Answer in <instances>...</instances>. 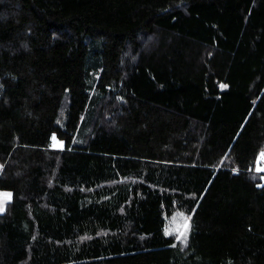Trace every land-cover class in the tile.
I'll return each mask as SVG.
<instances>
[{
	"label": "trees",
	"instance_id": "trees-1",
	"mask_svg": "<svg viewBox=\"0 0 264 264\" xmlns=\"http://www.w3.org/2000/svg\"><path fill=\"white\" fill-rule=\"evenodd\" d=\"M263 152L264 0H0V264H264Z\"/></svg>",
	"mask_w": 264,
	"mask_h": 264
},
{
	"label": "rangeland",
	"instance_id": "rangeland-1",
	"mask_svg": "<svg viewBox=\"0 0 264 264\" xmlns=\"http://www.w3.org/2000/svg\"><path fill=\"white\" fill-rule=\"evenodd\" d=\"M53 137H55V139H53ZM51 146L53 148H62L63 141L56 136H52ZM262 154H264V152ZM262 154L259 156L256 166L252 171L259 173L264 172L258 170L264 169V158H262ZM11 196V191L0 189V212L5 210L6 204L11 199ZM186 218L187 217L182 212H174L167 216L166 229L169 231V236L175 239L182 235L184 220H186Z\"/></svg>",
	"mask_w": 264,
	"mask_h": 264
},
{
	"label": "snow or ice",
	"instance_id": "snow-or-ice-1",
	"mask_svg": "<svg viewBox=\"0 0 264 264\" xmlns=\"http://www.w3.org/2000/svg\"><path fill=\"white\" fill-rule=\"evenodd\" d=\"M53 139H55V137H53ZM262 158H264V154H262ZM258 170L264 171V169H258ZM185 227H187L186 224H185ZM182 235H183V233H182Z\"/></svg>",
	"mask_w": 264,
	"mask_h": 264
},
{
	"label": "water",
	"instance_id": "water-1",
	"mask_svg": "<svg viewBox=\"0 0 264 264\" xmlns=\"http://www.w3.org/2000/svg\"><path fill=\"white\" fill-rule=\"evenodd\" d=\"M185 215V214H184ZM186 216V215H185ZM187 217V216H186ZM167 234L169 235V231L167 230Z\"/></svg>",
	"mask_w": 264,
	"mask_h": 264
}]
</instances>
